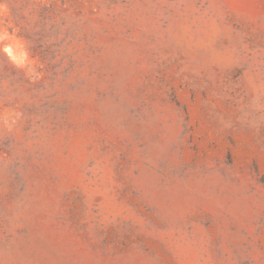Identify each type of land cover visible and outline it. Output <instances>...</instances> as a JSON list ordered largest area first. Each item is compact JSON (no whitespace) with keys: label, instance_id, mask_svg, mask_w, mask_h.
I'll return each instance as SVG.
<instances>
[{"label":"rangeland","instance_id":"1","mask_svg":"<svg viewBox=\"0 0 264 264\" xmlns=\"http://www.w3.org/2000/svg\"><path fill=\"white\" fill-rule=\"evenodd\" d=\"M0 264H264V0H0Z\"/></svg>","mask_w":264,"mask_h":264}]
</instances>
